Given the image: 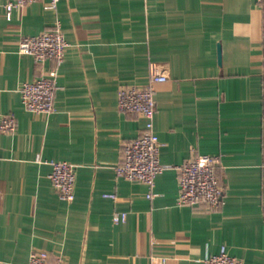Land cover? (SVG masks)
Listing matches in <instances>:
<instances>
[{
  "label": "crops",
  "instance_id": "crops-1",
  "mask_svg": "<svg viewBox=\"0 0 264 264\" xmlns=\"http://www.w3.org/2000/svg\"><path fill=\"white\" fill-rule=\"evenodd\" d=\"M0 0V264L32 250L65 264H204L221 246L243 264H264V23L256 0H46L12 10ZM59 24L63 59L17 50L23 35ZM153 84V129L166 165L149 187L118 176L120 145L143 120L117 104L122 85ZM56 71L54 110L34 113L20 85ZM217 154L216 210L178 204L175 166ZM74 165V199L59 198L48 160ZM106 193L114 197L104 196ZM114 212H125L114 223Z\"/></svg>",
  "mask_w": 264,
  "mask_h": 264
},
{
  "label": "built area",
  "instance_id": "built-area-1",
  "mask_svg": "<svg viewBox=\"0 0 264 264\" xmlns=\"http://www.w3.org/2000/svg\"><path fill=\"white\" fill-rule=\"evenodd\" d=\"M40 0H6L4 16L6 20L12 17V10L27 3ZM263 9L264 0H256ZM58 0H46L45 7L54 9ZM67 42L56 24L49 30L37 34L23 35L17 44L20 53L31 55L36 61L48 59L58 63L64 57ZM167 79L166 65L151 62L146 84L122 85L118 88L117 104L119 109L129 115L139 116L143 127L139 134L120 145L119 157L114 164L115 173L129 180H139L149 187L146 193L151 198L155 177L166 165L159 160L160 142L153 129L155 99L153 84ZM56 88V71L50 69L32 81L20 85L23 106L34 113H50L54 110V92ZM16 128L13 114L0 116V133H10ZM48 174L53 188L59 198L65 201L74 199L75 171L74 165L66 160H48ZM221 167V159L217 154H192L176 165L178 184V204L187 206H202L216 210L222 204L223 187L217 174ZM104 196L114 197L112 193ZM125 212H114V223L124 221ZM204 264H243L240 258L230 255L224 246L217 253L209 254L203 259ZM24 264H65L62 256H52L45 250H32Z\"/></svg>",
  "mask_w": 264,
  "mask_h": 264
}]
</instances>
